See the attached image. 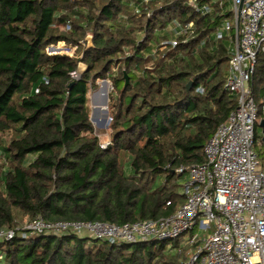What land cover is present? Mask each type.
I'll return each mask as SVG.
<instances>
[{
  "label": "trees",
  "instance_id": "obj_1",
  "mask_svg": "<svg viewBox=\"0 0 264 264\" xmlns=\"http://www.w3.org/2000/svg\"><path fill=\"white\" fill-rule=\"evenodd\" d=\"M138 1L0 0V229L36 217L113 224L157 219L182 202L174 170L205 160V143L236 107L223 88L227 43L210 36L223 15L216 6L201 16L188 0ZM173 19L192 22L194 31L166 59L147 66L159 39L155 30ZM67 22L69 31L62 29ZM87 34L93 47H83ZM58 42L76 46V56L47 54ZM78 62L85 69L72 79ZM123 71L129 84L121 91ZM105 78L113 91L109 144L101 148L88 93ZM251 86L258 104L264 55ZM181 240L110 244L73 233L15 236L0 241V264H183Z\"/></svg>",
  "mask_w": 264,
  "mask_h": 264
},
{
  "label": "built area",
  "instance_id": "obj_2",
  "mask_svg": "<svg viewBox=\"0 0 264 264\" xmlns=\"http://www.w3.org/2000/svg\"><path fill=\"white\" fill-rule=\"evenodd\" d=\"M148 1L139 0L138 5ZM130 5L137 11L136 2ZM187 5L201 16L210 15L217 6L223 15L210 36L227 43L223 88L236 99V107L205 143V160L179 165L174 170L182 181V202L168 216L123 224L36 217L15 228L0 229V241L15 236L25 239L85 233L93 239L120 244L173 241L189 233L184 245L190 249L183 264H264V158L260 160L253 149L256 142L264 146L262 134L260 140L255 133L256 122L264 118V93L256 104L251 86L257 58L264 55V0H209L203 4L188 0ZM62 29L71 30V24L67 22ZM194 29L192 22L177 19L156 29L159 39L146 55L148 66L158 58L166 59V51L185 42ZM79 75L77 69L69 72L72 79ZM103 83L106 95L113 91L108 78L101 79L100 86ZM108 144L104 142L100 147Z\"/></svg>",
  "mask_w": 264,
  "mask_h": 264
},
{
  "label": "rangeland",
  "instance_id": "obj_3",
  "mask_svg": "<svg viewBox=\"0 0 264 264\" xmlns=\"http://www.w3.org/2000/svg\"><path fill=\"white\" fill-rule=\"evenodd\" d=\"M88 35V34H87ZM86 42L84 40V44L83 47L86 48ZM77 50L76 46H72L71 44H66L64 42H58L56 44H52V45H48L45 48V51L47 54H64L67 55L69 57H74L75 52ZM78 54V53H76ZM78 57H80V55H77ZM149 65V63H147V66ZM112 70H114V66L111 67ZM85 69V66L83 63L78 62L77 64V70L79 73H81L83 70ZM139 74V72L137 73ZM101 80H97L96 84H97V88L95 90H92L88 93V107L90 109V120L92 122V125L94 127L95 130V134L98 136L99 138V142L100 144H103L104 142L109 141V137H108V133H109V129H108V124L110 121V116H109V107H108V103H109V94L111 93L110 91L108 92V94L106 95V105L103 107H98L97 106V101H100L97 97L96 94H98V92L100 91L99 89L102 88L100 86ZM106 91H107V86H106ZM96 92V93H95ZM260 100V98H259ZM105 102V98L103 100V103ZM260 116V113H258V117ZM255 133L256 136L258 137V139L261 140V128L259 127V123L258 121L255 124ZM253 149L255 150V152L258 155V158L260 160H262V158H264V146H260L257 142L254 144ZM181 184L182 181H178V191H180L181 188ZM196 231V230H195ZM195 233V232H194ZM81 235H83L84 237H88L90 239L93 240L92 237L86 235L85 233H82ZM191 236V234L186 233L182 236V242H180L179 247L181 248H185L186 252L189 251L190 246H185L184 245V241L189 239Z\"/></svg>",
  "mask_w": 264,
  "mask_h": 264
},
{
  "label": "water",
  "instance_id": "obj_4",
  "mask_svg": "<svg viewBox=\"0 0 264 264\" xmlns=\"http://www.w3.org/2000/svg\"><path fill=\"white\" fill-rule=\"evenodd\" d=\"M86 42V48L93 47V36L91 34L86 35L85 37ZM129 84V78L128 75L123 71V84L121 87V91L125 89V87ZM191 85V82L187 84V88H189ZM259 127L261 128V134H262V142H264V118H262L259 122Z\"/></svg>",
  "mask_w": 264,
  "mask_h": 264
},
{
  "label": "bare ground",
  "instance_id": "obj_5",
  "mask_svg": "<svg viewBox=\"0 0 264 264\" xmlns=\"http://www.w3.org/2000/svg\"><path fill=\"white\" fill-rule=\"evenodd\" d=\"M101 87L102 88L99 89L100 91L98 92V94H96L98 99L100 100V101H97V106L98 107L105 106L106 105V100H107V98H106V92H107L106 91V83H103L101 85ZM104 98H105V102L103 103Z\"/></svg>",
  "mask_w": 264,
  "mask_h": 264
},
{
  "label": "crops",
  "instance_id": "obj_6",
  "mask_svg": "<svg viewBox=\"0 0 264 264\" xmlns=\"http://www.w3.org/2000/svg\"><path fill=\"white\" fill-rule=\"evenodd\" d=\"M180 203H181V202H180ZM180 203H179V204H180ZM186 253H187V252H186Z\"/></svg>",
  "mask_w": 264,
  "mask_h": 264
}]
</instances>
